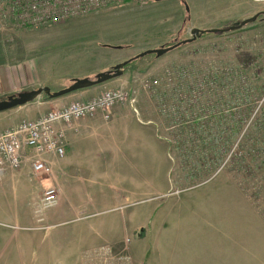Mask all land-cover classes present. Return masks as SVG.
I'll use <instances>...</instances> for the list:
<instances>
[{"label":"rangeland","instance_id":"obj_1","mask_svg":"<svg viewBox=\"0 0 264 264\" xmlns=\"http://www.w3.org/2000/svg\"><path fill=\"white\" fill-rule=\"evenodd\" d=\"M168 1L128 3L37 28L20 27L11 19L0 22V63L19 74L35 73L34 86L27 91L48 86L56 92L69 87L73 79H94L125 62L120 58L129 49L139 55L173 46L192 38L195 26L202 30L229 29L260 14L256 22L240 30L204 34L160 58L149 55L137 59L124 68L123 76L111 80L106 91L122 89L136 101V114H155L160 163L141 176L153 189L149 190L151 195H125L134 191L133 185L101 184V175L88 177L79 169L73 177L86 180L83 186L95 195H90L88 205L76 197L71 203L81 204L86 212L61 219L53 214L68 207V201L44 209L41 200H36L33 222L9 230L18 237V246L0 242V264H61V238L71 244L90 227L127 218L136 221L124 225L118 238L102 243L95 250L97 255L90 256L97 257L90 258L88 264H146L147 259L158 258L160 253L155 255L156 251H163L169 240L213 238L241 241L243 264H253V260L264 264L262 158L249 159L240 167L234 164L233 156L241 152L239 138L229 147L223 164L215 166L217 160L199 141L202 132L218 133L214 122L217 116L233 114L238 120L243 106L252 104V110L244 111L247 118L250 114L246 132L260 114L264 105V0ZM249 6L251 15L215 26ZM154 81L158 84L152 86ZM258 87L263 91L261 96L255 94ZM46 101L59 102L61 98L42 95L33 103ZM126 106L135 110L130 103ZM28 107L1 115L0 133L28 121ZM55 109L59 108H51ZM197 121L205 127L195 126ZM225 145L217 143V150H224ZM211 167L217 168L206 177ZM108 187L110 191L120 187L124 195H97Z\"/></svg>","mask_w":264,"mask_h":264},{"label":"crops","instance_id":"obj_2","mask_svg":"<svg viewBox=\"0 0 264 264\" xmlns=\"http://www.w3.org/2000/svg\"><path fill=\"white\" fill-rule=\"evenodd\" d=\"M166 2L169 1H157L156 4ZM251 6L233 18L219 20L215 26L237 20L238 17L243 18L251 15ZM208 27H214V25H208ZM195 28L203 29L199 26H195ZM132 51L129 49L126 56L121 57L120 60L126 61L136 57L137 55ZM34 74L28 71L19 74L10 68H5L0 63V101L17 95L19 92L30 90L34 86L32 84L35 81ZM109 85L110 81L93 88L77 91L61 97L59 102L46 101L25 105L29 106V120L40 118L48 113L49 108L50 110L53 107L62 108L75 100L92 99L103 93L104 90L106 91ZM3 114L6 112L0 113V116ZM147 115L149 116L146 117ZM155 121L154 113L146 114L142 111L140 114H136L129 106H118L113 109L109 122H106L100 114L77 120L67 129L69 143L66 155L63 158L55 155H43L41 159L45 161L48 172L38 176H35L33 171L34 151L28 149L21 169L0 173V242H4V245L11 242V246L12 244L18 246V237L9 230L33 222L34 206L38 204V202L35 204V201L41 200L43 196L40 197V195H44L49 188L57 189L58 204L56 207H59L61 202L68 201V207L57 210L53 216L66 219L70 215L79 217L84 214L86 208L81 204L78 206L72 204V198H80L88 205L90 204L89 200L92 199L90 195L95 194L90 193L83 186V182L86 180L73 177L72 173L74 174L76 171L80 173L79 169L87 173L88 177H94L96 174L101 175L99 182L101 184H117L121 187L133 185L134 191L125 195H151L152 191L149 190L153 189L146 184V180L142 177L146 175L147 168L154 169L160 163V156L158 153L156 155V151H159L161 145L157 140ZM19 124L10 129L16 128ZM109 188L107 190L104 188L105 191L103 190L104 192L97 195H124V191L120 187L116 191H110ZM131 220L135 219L117 220L118 223L111 225L102 222L98 227L88 228V233H85L83 237L80 236L77 241L71 244H65V238H61V252H64L61 264H88L89 260L97 257H94L97 255L95 250L97 251L99 247L103 246L102 243L106 240L111 241L118 238L124 225H131ZM68 242L70 241L66 243ZM136 248L140 253V247ZM162 248L163 251L155 253V255L160 253L158 258L154 256V258L147 259L145 263L243 264L242 242L236 240L214 238L202 241L169 240L168 246L163 245ZM91 255L94 256L90 257ZM253 264H258V261L253 260Z\"/></svg>","mask_w":264,"mask_h":264},{"label":"built area","instance_id":"obj_3","mask_svg":"<svg viewBox=\"0 0 264 264\" xmlns=\"http://www.w3.org/2000/svg\"><path fill=\"white\" fill-rule=\"evenodd\" d=\"M158 0H0V22L11 19L23 28H37L57 24L66 20L89 15L110 7L128 3L147 5ZM158 84L154 81L152 86ZM136 101L124 90L105 91L100 96L86 101L51 110L35 120L22 122L16 128L0 133V173L21 169L27 150L34 151V175L47 173L48 168L43 155L63 158L68 146L67 129L77 120L91 118L97 113L106 122L111 121L112 110L129 103L134 107ZM134 111L137 112L134 107ZM58 203L57 189L45 191L41 199L44 209Z\"/></svg>","mask_w":264,"mask_h":264},{"label":"trees","instance_id":"obj_4","mask_svg":"<svg viewBox=\"0 0 264 264\" xmlns=\"http://www.w3.org/2000/svg\"><path fill=\"white\" fill-rule=\"evenodd\" d=\"M184 6L186 7L187 12L189 13V9L185 3ZM207 34L209 33H206V35ZM118 48H122V47H118ZM136 60L137 59H132L129 64H131ZM260 90H261L260 87L255 89L256 92L255 94L261 96L263 94V91ZM244 98L245 95L243 96V101ZM246 105L243 106L244 111L252 110L251 109L252 104L250 106H246ZM244 111H240L241 112V114L239 115L240 119L238 120L237 117H235V115L233 114H226L220 117L217 116L214 122H215V127L219 129L218 133H213V131L211 132L209 131L207 135H204L203 132L201 133L199 141H201V144L205 146V151H207V153H211V155H213L214 158L217 160L215 166L216 165L220 166L223 164L224 162L223 157L227 156L230 153L229 147L234 143H236L239 140V138H241L239 144L241 147V152L233 156L235 158L233 159L232 162H234V164L240 167L241 164H243L244 162H248L249 159L256 161V158L261 157L262 158L261 163L264 164V105L260 109V114L257 115L256 118L251 122V128L246 132H245V126L249 122L250 114L248 115L247 118ZM199 121L195 122V126L204 125V123H198ZM208 123H209L208 125H211L212 120L209 121ZM231 125H232V129L230 127ZM203 127H205V125ZM219 142H224L226 144L224 150L221 148L217 150L218 148L216 147V144ZM195 153L198 152L196 151ZM216 168L217 167H211L210 170L207 171L206 177L211 176V173L215 171Z\"/></svg>","mask_w":264,"mask_h":264},{"label":"water","instance_id":"obj_5","mask_svg":"<svg viewBox=\"0 0 264 264\" xmlns=\"http://www.w3.org/2000/svg\"><path fill=\"white\" fill-rule=\"evenodd\" d=\"M158 1L160 2V1H168V0H158ZM259 16L260 14L258 13L252 18L246 19L240 23H236L234 26L230 27L229 29L202 30L199 28H194L191 30L192 38L181 41L173 46L144 51L140 53L139 55H137L136 57H134L133 59H140V58L147 57L149 55H156L157 57L160 58L164 56L165 54L177 49L181 45H186V44L195 42L196 40L201 38L206 33H217V32L223 33V32L240 30L243 27L256 22ZM131 60L118 64L109 71L97 74L94 79H91V78L73 79L72 84L69 87H66L60 91L54 92L52 91L50 87L47 86V87H42V88L31 90V91L22 92L17 95L9 96L7 99L0 101V113L8 112L16 108H20L22 106L31 104L35 102L37 99H39L42 95H46L47 97L51 99H58V98L70 95L80 90H85V89L96 87L98 85H102L106 82H109L113 79L123 76L124 68L131 62Z\"/></svg>","mask_w":264,"mask_h":264}]
</instances>
